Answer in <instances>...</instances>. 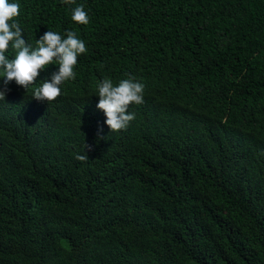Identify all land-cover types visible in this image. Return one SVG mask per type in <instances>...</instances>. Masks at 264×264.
<instances>
[{
    "label": "trees",
    "instance_id": "obj_1",
    "mask_svg": "<svg viewBox=\"0 0 264 264\" xmlns=\"http://www.w3.org/2000/svg\"><path fill=\"white\" fill-rule=\"evenodd\" d=\"M17 2L29 43L88 52L54 101L0 100V264H264V0ZM129 74L144 102L112 131L95 85Z\"/></svg>",
    "mask_w": 264,
    "mask_h": 264
},
{
    "label": "clouds",
    "instance_id": "obj_2",
    "mask_svg": "<svg viewBox=\"0 0 264 264\" xmlns=\"http://www.w3.org/2000/svg\"><path fill=\"white\" fill-rule=\"evenodd\" d=\"M74 2L63 0L69 6ZM20 14L21 6L17 0H0V100L6 97L9 91L7 85L14 80L31 91L34 98L52 102L61 95L66 82L76 79L78 58L88 52V47L72 30L61 33L49 29L39 38L36 37L35 44L29 43L24 28L16 19ZM71 19L82 25L90 22V16L82 4L72 9ZM49 65H58V70L50 78L40 80L38 86L31 87L40 71ZM145 87L143 82L130 74L118 82L105 77L96 83L94 94L100 97L97 107L105 113V122L112 131L126 129L135 119V113L129 111V106L144 102ZM77 158L84 160L86 156L78 155Z\"/></svg>",
    "mask_w": 264,
    "mask_h": 264
}]
</instances>
